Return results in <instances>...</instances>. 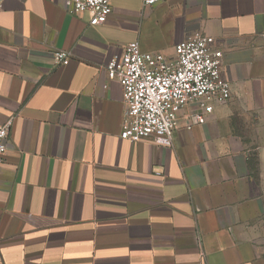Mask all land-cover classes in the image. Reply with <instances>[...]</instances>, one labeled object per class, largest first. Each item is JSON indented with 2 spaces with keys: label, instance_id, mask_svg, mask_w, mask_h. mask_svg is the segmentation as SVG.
I'll list each match as a JSON object with an SVG mask.
<instances>
[{
  "label": "crops",
  "instance_id": "0c3cea01",
  "mask_svg": "<svg viewBox=\"0 0 264 264\" xmlns=\"http://www.w3.org/2000/svg\"><path fill=\"white\" fill-rule=\"evenodd\" d=\"M197 32L230 100L201 125L181 110L171 146L122 140L107 62L129 43L171 58ZM8 121L0 264H264V0H111L97 26L61 0H0Z\"/></svg>",
  "mask_w": 264,
  "mask_h": 264
},
{
  "label": "built area",
  "instance_id": "2783aa9c",
  "mask_svg": "<svg viewBox=\"0 0 264 264\" xmlns=\"http://www.w3.org/2000/svg\"><path fill=\"white\" fill-rule=\"evenodd\" d=\"M166 0H142L145 7ZM71 15H89V25H101L111 13V0H61ZM214 39L197 32L174 47L167 58L160 53L142 52L138 43L125 46L122 55L111 58L105 72L117 81L125 106L120 138L137 143L151 138L154 143L171 146L178 115L195 105L201 112L193 120L201 125L215 105L231 98L229 83L221 75L222 53L213 49ZM55 65H68L65 51L53 54ZM11 121L0 123V166L7 150ZM188 130L192 128L189 124Z\"/></svg>",
  "mask_w": 264,
  "mask_h": 264
}]
</instances>
